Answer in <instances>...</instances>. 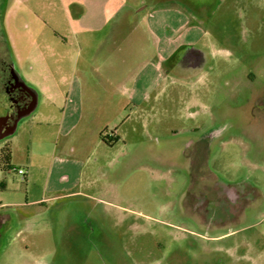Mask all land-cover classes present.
<instances>
[{"label": "rangeland", "instance_id": "1", "mask_svg": "<svg viewBox=\"0 0 264 264\" xmlns=\"http://www.w3.org/2000/svg\"><path fill=\"white\" fill-rule=\"evenodd\" d=\"M71 2L0 0V51L36 98L0 140V199L21 203L0 209V264H264V0H112L85 36ZM73 82L88 106L64 134ZM193 161L258 192L239 219L195 223Z\"/></svg>", "mask_w": 264, "mask_h": 264}, {"label": "flooded vegetation", "instance_id": "2", "mask_svg": "<svg viewBox=\"0 0 264 264\" xmlns=\"http://www.w3.org/2000/svg\"><path fill=\"white\" fill-rule=\"evenodd\" d=\"M8 56L9 53L3 54L0 51V89L3 91L0 92V117L5 118L2 133L12 131L19 117L36 102L35 95L12 73V61ZM260 102L263 104L262 98ZM258 117L264 125V109H261ZM191 164L190 189L185 203L197 224L225 227L231 220L236 221L244 214L250 202V192L258 194L245 181L231 183L213 174H208V177L201 176L196 172V163L193 161Z\"/></svg>", "mask_w": 264, "mask_h": 264}, {"label": "crops", "instance_id": "3", "mask_svg": "<svg viewBox=\"0 0 264 264\" xmlns=\"http://www.w3.org/2000/svg\"><path fill=\"white\" fill-rule=\"evenodd\" d=\"M111 1L112 0H103V1L94 3V6L101 9V12H100L101 15L96 16V18L98 19V21L96 19V24L89 25L86 23V12L84 10V7L86 8L88 1L87 0H72L70 7L65 9V13L68 16V22H70L69 24L72 30H75V29L78 30L81 36H85L88 32L103 31L106 28L107 22L109 19L107 15V12H108L107 8ZM113 16H114V13H112L111 17ZM100 17L103 19H100ZM57 96L58 95L56 93H51L48 96V98L49 100L56 101ZM85 99L86 98L84 96V91H82L78 83L73 82L70 85V88H69V91L66 97L65 107L63 108V111L61 114L60 130L64 134H69L81 123V121H84V116L86 114V110L88 106ZM35 105H36V102L34 106ZM61 164H65V162H61ZM73 165L75 164L73 163ZM1 180L2 179L0 178V186L2 187L5 184H3ZM72 183H74V181ZM55 189L56 188H53L51 190H55ZM38 202L39 201H34L33 204H37ZM19 204L21 203H18L17 201L5 202V201H1L0 199V209H2L6 205L17 206ZM0 219H1L0 220V227H1L5 220V217L0 215Z\"/></svg>", "mask_w": 264, "mask_h": 264}, {"label": "trees", "instance_id": "4", "mask_svg": "<svg viewBox=\"0 0 264 264\" xmlns=\"http://www.w3.org/2000/svg\"><path fill=\"white\" fill-rule=\"evenodd\" d=\"M12 158V151L9 144L3 146L0 150V167L2 170L10 168V162Z\"/></svg>", "mask_w": 264, "mask_h": 264}, {"label": "water", "instance_id": "5", "mask_svg": "<svg viewBox=\"0 0 264 264\" xmlns=\"http://www.w3.org/2000/svg\"><path fill=\"white\" fill-rule=\"evenodd\" d=\"M12 73L14 74V72H13V70H12ZM33 108H34V106L30 109V110H28L27 112H25V113H29L31 110H33ZM20 118V117H19ZM19 120V119H18ZM18 120H17V122H18ZM4 122H5V118H2V117H0V140H2V139H4L6 136H8L11 132H13V130L15 129H13L12 131H10V132H4V133H2V129H3V124H4ZM17 122H16V124H17ZM16 124H15V127H16Z\"/></svg>", "mask_w": 264, "mask_h": 264}, {"label": "built area", "instance_id": "6", "mask_svg": "<svg viewBox=\"0 0 264 264\" xmlns=\"http://www.w3.org/2000/svg\"><path fill=\"white\" fill-rule=\"evenodd\" d=\"M18 174L24 176L25 172L23 170H18Z\"/></svg>", "mask_w": 264, "mask_h": 264}]
</instances>
